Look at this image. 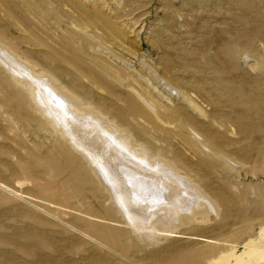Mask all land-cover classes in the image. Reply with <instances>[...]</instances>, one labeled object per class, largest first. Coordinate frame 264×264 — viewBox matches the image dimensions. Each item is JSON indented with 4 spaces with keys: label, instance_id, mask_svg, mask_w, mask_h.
Here are the masks:
<instances>
[{
    "label": "rangeland",
    "instance_id": "1",
    "mask_svg": "<svg viewBox=\"0 0 264 264\" xmlns=\"http://www.w3.org/2000/svg\"><path fill=\"white\" fill-rule=\"evenodd\" d=\"M0 42L211 201L154 239L163 213L99 180L0 73V264H211L264 246V0H0Z\"/></svg>",
    "mask_w": 264,
    "mask_h": 264
},
{
    "label": "bare ground",
    "instance_id": "2",
    "mask_svg": "<svg viewBox=\"0 0 264 264\" xmlns=\"http://www.w3.org/2000/svg\"><path fill=\"white\" fill-rule=\"evenodd\" d=\"M0 73L7 75L13 87L26 92L25 95L38 107L41 115L50 120L56 135L67 140L74 151L84 154V160L92 165L90 169L99 180L102 178L105 184L116 186L115 191L119 194L128 192L135 205H147L146 209L151 210V214L163 213V218L151 227V232L156 234L154 239H157L160 224L170 223L175 217L173 214L181 213L178 219L175 217V227L193 221L198 214H204L203 204L209 198L179 176L173 163L158 155L152 157L148 149L129 138L125 129L121 130L92 106L81 103L54 78L27 66L1 42ZM52 122L58 129L53 127ZM209 201L206 203L210 204ZM212 205L214 208V203ZM144 222L135 220L133 231L140 230ZM232 262L264 264L262 242L248 241L242 253L227 252L211 264Z\"/></svg>",
    "mask_w": 264,
    "mask_h": 264
}]
</instances>
